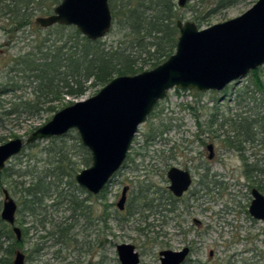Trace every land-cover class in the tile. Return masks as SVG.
Segmentation results:
<instances>
[{"label": "rangeland", "instance_id": "rangeland-1", "mask_svg": "<svg viewBox=\"0 0 264 264\" xmlns=\"http://www.w3.org/2000/svg\"><path fill=\"white\" fill-rule=\"evenodd\" d=\"M257 1L189 0L179 7L173 0L174 21H194L206 28L243 14ZM115 2L118 9L122 0ZM72 31L39 24L13 33L0 29V144L26 139L63 107L103 87L88 83L81 96L60 88L57 98L46 97L30 73L22 72L27 54L43 57L65 43L62 51L68 52ZM125 33L119 16L101 41L108 48H124L130 45ZM145 57L138 66L154 68V60L145 62ZM259 68L264 85V65ZM78 144L75 129L40 140L25 146L0 173V218L7 190L18 204L16 226L22 232L20 240L13 233L8 241L14 244L11 264L16 251L24 253L25 264H121L117 245L122 243L135 245L140 264H161L162 250L186 246L192 251L183 264H264V221L249 213L252 188L264 194V91L255 85L252 71L221 91L170 90L139 126L125 167L98 195L75 179L91 165L84 164L86 152ZM62 146L71 151L74 175L65 176L59 188L53 186L34 211L25 208V187L46 177L57 159L52 150ZM171 165L188 167L196 177L182 202L171 201L167 190ZM46 178L56 183L55 177ZM125 186L130 188L128 199L120 210L117 202ZM72 197L83 203L82 209H72Z\"/></svg>", "mask_w": 264, "mask_h": 264}, {"label": "water", "instance_id": "water-1", "mask_svg": "<svg viewBox=\"0 0 264 264\" xmlns=\"http://www.w3.org/2000/svg\"><path fill=\"white\" fill-rule=\"evenodd\" d=\"M188 1L178 0L177 4L184 7ZM36 23L44 28L75 26L88 39L98 40L111 31L114 16L109 0H62L51 14L37 17ZM176 25L180 32L176 50L164 62L137 74L115 76L95 95L63 107L26 139L17 137L0 144V173L26 145L75 129L91 154V165L78 172L75 179L87 192L99 194L125 162L139 126L170 90L221 91L264 65V0L237 17L206 28L181 19ZM168 175L170 189L177 196L192 182L189 171L178 167H172ZM126 190L117 203L120 210L125 207ZM4 195L1 219L13 227L20 240L18 204L7 190ZM252 197L249 213L264 221V194L254 187ZM117 252L121 264H140L135 245L118 244ZM189 252L188 247L163 250L161 264H182ZM12 264H25L24 253L16 251Z\"/></svg>", "mask_w": 264, "mask_h": 264}, {"label": "trees", "instance_id": "trees-1", "mask_svg": "<svg viewBox=\"0 0 264 264\" xmlns=\"http://www.w3.org/2000/svg\"><path fill=\"white\" fill-rule=\"evenodd\" d=\"M60 1L0 0V29L13 33L36 27L38 26L35 23L36 16L40 13L49 15L54 6ZM109 2L114 18L119 16L121 18L126 31V40H129L130 45L124 48H108L101 39L90 40L82 35L75 26L60 24L50 26L60 30H73L68 40L72 44L69 46L68 52L62 51L65 44H68L65 43L63 46H56L53 52H48L43 57L36 58L31 54L24 57L22 72H29V76L33 78L32 82H38V91L43 96L47 97L51 94L54 98H57L60 94V88H66L68 94L81 96L86 92L88 83L104 86L115 76L133 75L144 71V64L138 66L137 63L143 55L147 56L143 61L154 60L151 62V66L155 67L174 53L179 37V29L176 25L177 21H174L177 17L176 11H174L177 5L173 0H122L118 9H115V0H109ZM259 71L260 68L252 71L255 85L258 89L264 91ZM4 92L7 93L8 91ZM49 110H55V108L50 107ZM66 135L67 133L62 136ZM78 145L87 154H85L84 164L89 165L91 162L90 152L82 144ZM52 151L56 153L57 159L46 177H55L57 179L56 183L54 181L53 185L51 180L40 177L28 187H25L24 195L28 200L23 204L25 208L31 211L35 210L34 207L35 204H38V201H42L43 195L52 191L53 186L55 189L59 188L65 176L72 177L74 175V167L70 166L69 154L71 151L63 146ZM64 162H67V164H64ZM6 174L9 176L7 172ZM258 186L261 188L260 185ZM71 204L72 209L75 211L82 209L83 206V203L77 197H72ZM0 223L2 224L0 226V264H11L10 256L13 254L14 244L8 241L14 236L13 227L1 218Z\"/></svg>", "mask_w": 264, "mask_h": 264}, {"label": "flooded vegetation", "instance_id": "flooded-vegetation-1", "mask_svg": "<svg viewBox=\"0 0 264 264\" xmlns=\"http://www.w3.org/2000/svg\"><path fill=\"white\" fill-rule=\"evenodd\" d=\"M156 106H157V105H156ZM156 106H155V107H156ZM154 109H155V108H154ZM153 111H154V110H153ZM153 111H152V112H153ZM130 148H131V147H130ZM208 148H209V150H210V145L208 146ZM128 153H129V152H128ZM213 154H214V153H213V146H212V150H210V156H209V158H213ZM127 158H129V155H127ZM127 158H126L125 162H127ZM125 162L123 163V165H122V167H121L120 169H122L123 167H125V166H124V165H125ZM167 166H168V165H167ZM172 167H178V168H180V169H182V170L189 171V173L191 174L192 182H191L189 188H188L186 191H184L183 194H182L181 196H177V195H175L174 192L170 189V186H171L172 183H171V180H170V178H169L168 172H169V170H170ZM120 169H119V170H120ZM119 170H118V171H119ZM118 171H117V172H118ZM117 172H116V173H117ZM116 173H115V174H116ZM115 174H114V175H115ZM113 177H114V176H113ZM113 177H112V178H113ZM166 177H167V179H165V180L168 182L167 190L169 191V196H170V200H171V201L175 200V201H178V202H182V201H183V198L185 197V195L191 190V188L193 187L194 183L196 182L195 174H194L191 170H189L188 167H186V168H182V167H180V166H176V165H173V166H172V165H171V166H169V168H168L167 171H166ZM112 178H111V180H112ZM111 180H110L109 182H111ZM109 182H108V183H109ZM108 183H107V184H108ZM107 184H106V186H107ZM106 186H105V187H106ZM80 187H81V186H80ZM105 187H104V189H105ZM125 188H127V190H126V202H127V199H128V192H129V189H130V188H129L128 186H125V187L123 188V190H124ZM104 189H103V190H104ZM103 190H102V191H103ZM123 190H122V193H123ZM102 191H101V192H102ZM101 192H100V193H101ZM88 193H89V192H88ZM100 193H99V194H100ZM122 193H121V197H122ZM93 195H94V194H93ZM96 195H98V194H96ZM119 200H120V199H119ZM171 201H170V202H171ZM117 203H118V202H117ZM125 206H126V203H125ZM117 207H118V206H117ZM124 209H125V207H124ZM186 247L189 248V251H190V252L192 251V247H191V246H186ZM186 247H184V248H186ZM184 248H183V249H184ZM181 250H182V249H181ZM162 251H163V250H162ZM174 251H177V250H174ZM190 252H189V254H190ZM189 254H188V255H189ZM187 258H188V256H187ZM187 258H186V259H187ZM185 261H186V260H185ZM185 261H184V262H185ZM184 262H183V263H184ZM183 263H182V264H183ZM71 264H72V263H71Z\"/></svg>", "mask_w": 264, "mask_h": 264}]
</instances>
